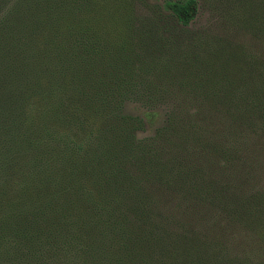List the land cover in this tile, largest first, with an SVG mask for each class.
<instances>
[{
    "label": "trees",
    "instance_id": "trees-1",
    "mask_svg": "<svg viewBox=\"0 0 264 264\" xmlns=\"http://www.w3.org/2000/svg\"><path fill=\"white\" fill-rule=\"evenodd\" d=\"M90 1L0 0V264H264V60L199 0L101 48Z\"/></svg>",
    "mask_w": 264,
    "mask_h": 264
},
{
    "label": "rangeland",
    "instance_id": "rangeland-1",
    "mask_svg": "<svg viewBox=\"0 0 264 264\" xmlns=\"http://www.w3.org/2000/svg\"><path fill=\"white\" fill-rule=\"evenodd\" d=\"M164 1L91 0L87 5L90 11L86 13L87 9L76 15L78 19L83 17L90 21V26L79 30L78 34L104 48L109 40L118 41L116 37L124 30L135 33L146 28L153 18L159 16ZM199 5L203 24L215 27L216 33L223 27L229 45L239 44L248 55L264 60V0H199ZM52 12L55 18L57 15L62 17L58 14L61 12L59 7ZM262 104L264 109V101ZM241 152H244L243 158L253 165L251 175L254 181L251 184L254 190L264 194V125Z\"/></svg>",
    "mask_w": 264,
    "mask_h": 264
}]
</instances>
